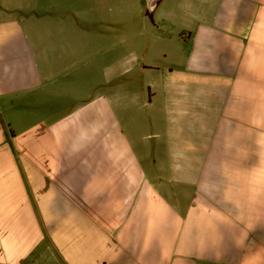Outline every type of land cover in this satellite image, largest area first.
Instances as JSON below:
<instances>
[{
    "label": "crops",
    "instance_id": "obj_1",
    "mask_svg": "<svg viewBox=\"0 0 264 264\" xmlns=\"http://www.w3.org/2000/svg\"><path fill=\"white\" fill-rule=\"evenodd\" d=\"M0 264H264V0H0Z\"/></svg>",
    "mask_w": 264,
    "mask_h": 264
},
{
    "label": "rangeland",
    "instance_id": "obj_2",
    "mask_svg": "<svg viewBox=\"0 0 264 264\" xmlns=\"http://www.w3.org/2000/svg\"><path fill=\"white\" fill-rule=\"evenodd\" d=\"M127 77H131V76H127ZM132 77L134 78L135 75H133ZM135 80L138 82V77L137 78L135 77ZM128 87H129V85H128ZM135 98L138 101V89H136L134 91L133 90H128V92H127V99L132 101V100H135Z\"/></svg>",
    "mask_w": 264,
    "mask_h": 264
},
{
    "label": "water",
    "instance_id": "obj_3",
    "mask_svg": "<svg viewBox=\"0 0 264 264\" xmlns=\"http://www.w3.org/2000/svg\"><path fill=\"white\" fill-rule=\"evenodd\" d=\"M152 4H153V2H152V1H150V3H149L150 7L152 6Z\"/></svg>",
    "mask_w": 264,
    "mask_h": 264
}]
</instances>
